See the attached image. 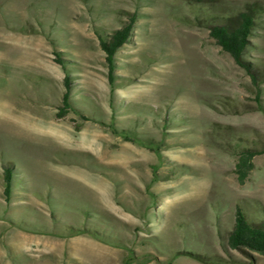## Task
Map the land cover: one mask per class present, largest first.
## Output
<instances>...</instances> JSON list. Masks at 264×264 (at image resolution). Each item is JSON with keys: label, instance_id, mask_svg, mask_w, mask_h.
Wrapping results in <instances>:
<instances>
[{"label": "rangeland", "instance_id": "obj_1", "mask_svg": "<svg viewBox=\"0 0 264 264\" xmlns=\"http://www.w3.org/2000/svg\"><path fill=\"white\" fill-rule=\"evenodd\" d=\"M251 3L255 79L209 35ZM237 206L264 224V0H0V264H264Z\"/></svg>", "mask_w": 264, "mask_h": 264}, {"label": "trees", "instance_id": "obj_2", "mask_svg": "<svg viewBox=\"0 0 264 264\" xmlns=\"http://www.w3.org/2000/svg\"><path fill=\"white\" fill-rule=\"evenodd\" d=\"M257 10L255 3L247 4L244 10L231 16H222L216 23L209 27V35L214 38L217 45L222 50L226 51L231 55L234 61L240 66L244 67L250 72L252 79H255L254 72L249 67V63L243 58L244 51L247 47L248 36L254 25V13ZM125 23L122 27L112 31L108 36H100L99 44L101 49L104 51L111 80L112 70V58L116 50L127 40L131 23ZM61 61V60H59ZM64 84L67 90L62 96V112L70 107L68 89L69 83L67 77L64 79ZM258 153L256 149L244 148L238 157L236 163L235 172L237 173L238 179L241 181L246 176L248 170L252 166V158ZM6 196L10 193L11 188V174L10 170L7 169L4 173ZM227 243L231 248L249 251L264 255V224L263 222L250 221L242 209L237 206L235 209V221L233 228L227 235Z\"/></svg>", "mask_w": 264, "mask_h": 264}]
</instances>
